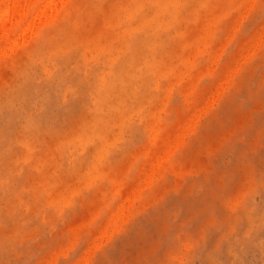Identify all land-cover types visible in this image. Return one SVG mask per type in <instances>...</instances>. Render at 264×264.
Masks as SVG:
<instances>
[{"label":"clouds","instance_id":"clouds-1","mask_svg":"<svg viewBox=\"0 0 264 264\" xmlns=\"http://www.w3.org/2000/svg\"><path fill=\"white\" fill-rule=\"evenodd\" d=\"M0 264H264V0H0Z\"/></svg>","mask_w":264,"mask_h":264}]
</instances>
